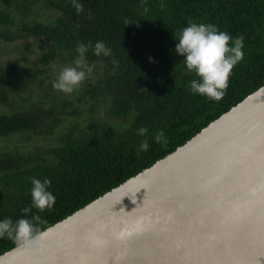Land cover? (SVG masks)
Instances as JSON below:
<instances>
[{
  "label": "trees",
  "instance_id": "16d2710c",
  "mask_svg": "<svg viewBox=\"0 0 264 264\" xmlns=\"http://www.w3.org/2000/svg\"><path fill=\"white\" fill-rule=\"evenodd\" d=\"M79 2L82 13L71 0H0V41L35 40L17 59L0 65V220L21 218V210L31 205V179L48 178L56 203L38 213L47 221L41 231L172 152L264 84V0ZM189 22L211 23L232 37H245L244 59L218 102L189 90L198 77L175 52L177 30ZM101 40L111 55L93 54ZM89 42L85 61L94 65L92 74L71 94L53 86L45 90L41 76L52 72L54 83L65 67H56L54 57L67 53L75 61L77 45ZM41 47L46 51L38 55V70L27 54ZM39 94L47 100L42 129ZM101 109L132 120L131 134L120 138L118 123L102 117ZM140 127L148 129L147 151H138L145 139L137 133ZM26 130L32 139L40 130L51 140L43 157L32 142L33 165L23 154ZM158 130L165 133L160 143L153 139ZM49 155L56 161L48 163ZM34 214L32 208L27 218ZM21 242L0 238V254Z\"/></svg>",
  "mask_w": 264,
  "mask_h": 264
},
{
  "label": "water",
  "instance_id": "95a60500",
  "mask_svg": "<svg viewBox=\"0 0 264 264\" xmlns=\"http://www.w3.org/2000/svg\"><path fill=\"white\" fill-rule=\"evenodd\" d=\"M0 264H264V84Z\"/></svg>",
  "mask_w": 264,
  "mask_h": 264
},
{
  "label": "clouds",
  "instance_id": "9594fccd",
  "mask_svg": "<svg viewBox=\"0 0 264 264\" xmlns=\"http://www.w3.org/2000/svg\"><path fill=\"white\" fill-rule=\"evenodd\" d=\"M71 2L77 13L84 11V5L79 0H71ZM161 7L164 6L161 5ZM148 10L147 7L143 8L145 13ZM177 33L178 40H175V52L183 57L188 71L194 72L198 77V79H193L190 82L189 90L193 94L205 96L210 100L217 102L222 100L229 86V78L234 67L244 59L245 37L243 35L232 37L227 32L220 31L214 24L195 22H189L186 27L178 29ZM89 47H92L91 42L77 45L78 58L72 65L61 68L56 81L53 83L54 89L65 94H71L92 74L94 65L89 66L85 61V54ZM93 54L107 57L112 54V50L101 40L95 43ZM43 96V94H39V99ZM39 102L43 104L47 100L45 98L43 102L40 99L38 104ZM37 125H40V129L43 128L45 125L43 117L40 118ZM35 133H37L38 138L42 139L43 143L48 142V137L41 136L40 130L35 131ZM137 133L141 137H145L140 141L138 151H147L150 147L147 139L148 129L140 127ZM164 137V131L158 130L153 139L154 142L160 143ZM31 184V205L21 210L24 215L16 221L8 217L0 220V238H8L14 242H32L35 237L40 235L41 225L47 223L38 213L51 210L56 203L55 195L48 190L51 180L48 178L40 180L33 177ZM32 208L37 210V214L32 215L29 219L27 214L31 212Z\"/></svg>",
  "mask_w": 264,
  "mask_h": 264
},
{
  "label": "rangeland",
  "instance_id": "374dc122",
  "mask_svg": "<svg viewBox=\"0 0 264 264\" xmlns=\"http://www.w3.org/2000/svg\"><path fill=\"white\" fill-rule=\"evenodd\" d=\"M33 41H35L33 38L20 39L18 41L13 42V43H3L2 41H0V65L3 66L8 61L17 59L19 56L18 52H21V50L23 48H25L26 46L31 45ZM53 47L57 50L59 48V46L57 44H53ZM44 51H46V48L41 47V48H36V51L34 52V54L31 52H29L27 54V56L29 58L28 60L31 62L33 61L32 65L36 68H39L38 70H40V67H42V63H40L37 58H38V55ZM52 63H54L56 65V67H58L60 64H64L63 66L72 65L74 63V61H73V59L68 57L67 53H65L64 56H61L59 54L56 55L54 57V59L52 60ZM52 76H53V74L50 71L44 73V75L41 76L40 82L44 83V89L45 90H51V86H53ZM53 90H55V89L53 88ZM44 100L45 99L43 98L42 101L44 102ZM39 101H40V99H39ZM45 107H46L45 103L40 104L41 109H39V112H38L39 118H41L45 114V110L43 109ZM100 114L102 117H112L113 120L118 123V128L116 131H117V135H119L120 138L126 139L127 137L122 136V135L125 134V135L129 136L131 134L130 128H131V121L132 120L127 119L126 117H123V116L114 117L108 113L107 109H101ZM36 134L37 133H35V136L32 139L31 133L29 132V130H26V132L24 133V137H23V141H24V145L22 148L23 154H24L25 158L27 159V161L30 165H33L36 163L35 160L33 159L32 154H31V150H33V148H35L39 153L38 155L43 157V155H46L44 152L49 151V147H50L49 145L51 144V140L49 137H48V142L43 143L42 139L38 138V136ZM33 141H34V143H33V148H32V142ZM0 143L3 144L1 140H0ZM54 160L56 161V159L53 156L51 157L50 155H49L48 159H46V161L48 163H52Z\"/></svg>",
  "mask_w": 264,
  "mask_h": 264
}]
</instances>
